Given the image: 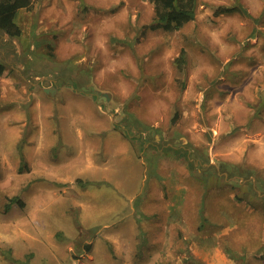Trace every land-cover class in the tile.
<instances>
[{"label": "rangeland", "instance_id": "1", "mask_svg": "<svg viewBox=\"0 0 264 264\" xmlns=\"http://www.w3.org/2000/svg\"><path fill=\"white\" fill-rule=\"evenodd\" d=\"M196 2L149 29L150 0H35L0 32V264H264V0Z\"/></svg>", "mask_w": 264, "mask_h": 264}, {"label": "trees", "instance_id": "2", "mask_svg": "<svg viewBox=\"0 0 264 264\" xmlns=\"http://www.w3.org/2000/svg\"><path fill=\"white\" fill-rule=\"evenodd\" d=\"M35 0H0V32L12 38L21 35V29L16 22V14L22 8H28ZM154 4L155 18L148 25L149 29L166 28L178 29L187 22L193 20L196 14V0H150ZM223 11L237 10L245 13L242 7L222 8ZM184 50H181L177 58L178 66L182 65ZM3 67L0 64V73ZM165 150L177 152L179 149L171 145L164 147ZM81 182L80 180H78Z\"/></svg>", "mask_w": 264, "mask_h": 264}, {"label": "water", "instance_id": "3", "mask_svg": "<svg viewBox=\"0 0 264 264\" xmlns=\"http://www.w3.org/2000/svg\"><path fill=\"white\" fill-rule=\"evenodd\" d=\"M54 90L56 91V89H48V88L45 89V91H49L50 93H54L55 92Z\"/></svg>", "mask_w": 264, "mask_h": 264}]
</instances>
